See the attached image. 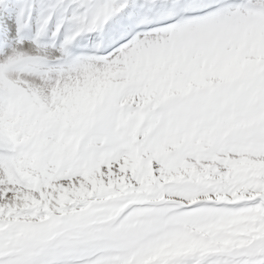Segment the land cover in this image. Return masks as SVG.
<instances>
[{"label": "snow or ice", "instance_id": "snow-or-ice-1", "mask_svg": "<svg viewBox=\"0 0 264 264\" xmlns=\"http://www.w3.org/2000/svg\"><path fill=\"white\" fill-rule=\"evenodd\" d=\"M0 264H264V0H0Z\"/></svg>", "mask_w": 264, "mask_h": 264}]
</instances>
